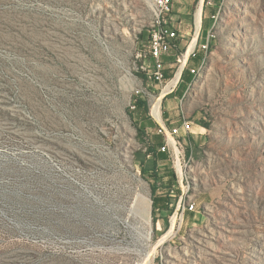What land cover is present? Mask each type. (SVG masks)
Segmentation results:
<instances>
[{"label": "rangeland", "instance_id": "obj_1", "mask_svg": "<svg viewBox=\"0 0 264 264\" xmlns=\"http://www.w3.org/2000/svg\"><path fill=\"white\" fill-rule=\"evenodd\" d=\"M199 3L174 0L177 44ZM154 20L0 0V264H264V0H202L207 49L168 95L137 68Z\"/></svg>", "mask_w": 264, "mask_h": 264}, {"label": "built area", "instance_id": "obj_2", "mask_svg": "<svg viewBox=\"0 0 264 264\" xmlns=\"http://www.w3.org/2000/svg\"><path fill=\"white\" fill-rule=\"evenodd\" d=\"M154 15L155 20L148 30V56L153 62L151 68L148 66L138 65L137 68L147 76L149 80L157 85H163L162 91H165V95L174 92L180 83L184 71L187 70L189 60H195L198 58V53L207 49L206 45L199 44V33L195 37V31L191 42L185 48L184 53L176 58L175 65L176 71L171 79L166 76V64L163 61V56L172 51H179L177 46V40L179 37L178 22L173 17V0H154ZM195 40L193 47L192 42ZM141 55L137 56L139 59ZM192 69L189 71L191 74ZM186 130L190 129L188 123L184 124ZM178 129L173 130L172 133L167 135V142H172V136L178 133ZM194 208L193 205H190Z\"/></svg>", "mask_w": 264, "mask_h": 264}, {"label": "bare ground", "instance_id": "obj_3", "mask_svg": "<svg viewBox=\"0 0 264 264\" xmlns=\"http://www.w3.org/2000/svg\"><path fill=\"white\" fill-rule=\"evenodd\" d=\"M201 5H202V0H200V4H199V7H198L197 12H196V22H197V25H196V29H195V37H194V39L196 38V36H197V34L199 32V28H200V22H201ZM194 43H195V40L192 42L191 47H193ZM199 71H198V68H196V69L193 68L192 71H191V75L194 76V77L199 76ZM159 105H160V101L158 100L156 102V104L152 108V114L160 122L161 119H160V106Z\"/></svg>", "mask_w": 264, "mask_h": 264}, {"label": "crops", "instance_id": "obj_4", "mask_svg": "<svg viewBox=\"0 0 264 264\" xmlns=\"http://www.w3.org/2000/svg\"><path fill=\"white\" fill-rule=\"evenodd\" d=\"M200 4V3H199ZM173 8H174V0H173ZM174 17V16H173ZM177 20V19H176ZM201 21H202V5H201ZM178 25V24H177ZM200 25H201V22H200ZM200 29V28H199ZM199 33V32H198ZM180 46V48H182L183 50L185 49L186 47V44H184V42H180L177 44V46ZM178 46V48H179Z\"/></svg>", "mask_w": 264, "mask_h": 264}]
</instances>
